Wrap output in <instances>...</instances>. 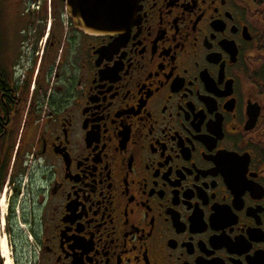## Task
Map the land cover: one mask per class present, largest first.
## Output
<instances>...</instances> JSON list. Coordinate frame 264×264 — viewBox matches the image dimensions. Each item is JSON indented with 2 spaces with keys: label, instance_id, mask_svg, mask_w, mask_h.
Segmentation results:
<instances>
[{
  "label": "flooded vegetation",
  "instance_id": "flooded-vegetation-1",
  "mask_svg": "<svg viewBox=\"0 0 264 264\" xmlns=\"http://www.w3.org/2000/svg\"><path fill=\"white\" fill-rule=\"evenodd\" d=\"M68 2L0 0L31 264H264V0H127L100 33L107 0Z\"/></svg>",
  "mask_w": 264,
  "mask_h": 264
},
{
  "label": "rangeland",
  "instance_id": "rangeland-1",
  "mask_svg": "<svg viewBox=\"0 0 264 264\" xmlns=\"http://www.w3.org/2000/svg\"><path fill=\"white\" fill-rule=\"evenodd\" d=\"M7 198L8 190L0 202V264H31L34 245L29 233L28 196ZM7 202L13 205L10 217L7 215L9 207L5 209Z\"/></svg>",
  "mask_w": 264,
  "mask_h": 264
},
{
  "label": "water",
  "instance_id": "water-1",
  "mask_svg": "<svg viewBox=\"0 0 264 264\" xmlns=\"http://www.w3.org/2000/svg\"><path fill=\"white\" fill-rule=\"evenodd\" d=\"M67 1V6L68 9L70 8L69 2ZM127 1V0H107V4H103L102 10L107 11V21L104 22L103 24L96 23V21L89 20V17L85 18V15H80L76 19V26L83 30V31H88L91 33H100L103 31H111L114 29H117L121 27L122 22H121V15L118 16V14H121L122 6L121 3ZM78 12L80 9H77ZM125 11V10H123ZM93 13V9H92Z\"/></svg>",
  "mask_w": 264,
  "mask_h": 264
},
{
  "label": "trees",
  "instance_id": "trees-1",
  "mask_svg": "<svg viewBox=\"0 0 264 264\" xmlns=\"http://www.w3.org/2000/svg\"><path fill=\"white\" fill-rule=\"evenodd\" d=\"M12 208H13V205L11 204V205H10V211H9V213L7 214L9 217H10L11 214H12Z\"/></svg>",
  "mask_w": 264,
  "mask_h": 264
},
{
  "label": "bare ground",
  "instance_id": "bare-ground-1",
  "mask_svg": "<svg viewBox=\"0 0 264 264\" xmlns=\"http://www.w3.org/2000/svg\"><path fill=\"white\" fill-rule=\"evenodd\" d=\"M2 246H4L3 244H1Z\"/></svg>",
  "mask_w": 264,
  "mask_h": 264
}]
</instances>
